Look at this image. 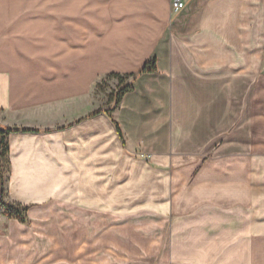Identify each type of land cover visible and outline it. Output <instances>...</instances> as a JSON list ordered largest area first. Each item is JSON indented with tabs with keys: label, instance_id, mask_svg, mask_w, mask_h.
<instances>
[{
	"label": "crops",
	"instance_id": "crops-1",
	"mask_svg": "<svg viewBox=\"0 0 264 264\" xmlns=\"http://www.w3.org/2000/svg\"><path fill=\"white\" fill-rule=\"evenodd\" d=\"M185 1L0 0V264H264V0Z\"/></svg>",
	"mask_w": 264,
	"mask_h": 264
},
{
	"label": "trees",
	"instance_id": "trees-1",
	"mask_svg": "<svg viewBox=\"0 0 264 264\" xmlns=\"http://www.w3.org/2000/svg\"><path fill=\"white\" fill-rule=\"evenodd\" d=\"M155 70H156L155 65L152 66L150 69L147 66H145L142 69L141 73L146 72V71H155ZM109 77H113V78L118 79L119 86H120V89L116 95L111 94L109 96V102H114L115 103L114 106L116 107L120 104L123 96L127 92H129L133 89L132 83L131 82L126 83V80H128L129 78H134L133 80H135L136 77H135V74H133V73L126 74V75H122L119 73H112L109 75ZM102 84L103 83H100L99 87ZM100 112H103V110H98L94 113H91L90 116H94L96 114H99ZM105 112L108 113L109 110L106 109ZM114 123L116 125L117 132L119 133L120 137L123 139V133L120 129L119 124L115 121H114ZM19 132H37V130L10 127V126H5V125L0 123V149H2V151H0V158H1L0 159V191L1 192H3L4 182L6 180L4 164L9 165V170H8L9 176L11 174L10 146H9L8 138L12 133H19ZM2 204L5 207L4 214L7 215L9 218L17 219L21 223H24V224H30L31 223V219L28 215L30 205H25V204H22V203L17 202V201H12V202L0 201V205H2Z\"/></svg>",
	"mask_w": 264,
	"mask_h": 264
},
{
	"label": "rangeland",
	"instance_id": "rangeland-1",
	"mask_svg": "<svg viewBox=\"0 0 264 264\" xmlns=\"http://www.w3.org/2000/svg\"><path fill=\"white\" fill-rule=\"evenodd\" d=\"M259 35H252L251 34V41H256V42H259L261 41V39L258 38ZM256 38V39H254ZM251 53H252V49H251ZM259 55L261 57L264 58V51H260L259 52ZM130 82V80H126V83ZM120 89V86L118 85V81L115 80V79H107V80H104L103 81V84L97 89V93H96V104L97 105H100L101 108H105V109H109L112 105H114V102L111 103L109 102V96L112 94L116 95L118 93ZM105 94V97H103L102 95ZM253 102V98H251V104ZM251 144H252V139H256L257 136L256 135H253L252 133V129H251ZM262 141L264 142V139L263 138H260V143H262ZM254 149L255 152L259 153V154H263L264 155V145L263 143L260 144L259 146L257 147H253L251 146V150ZM258 149V150H257ZM0 151H2V149H0ZM254 152V153H255ZM134 156H136V159L139 163V165L142 167V164L145 163L146 161L150 164L151 161V156L149 155H143L142 153H138V154H134ZM1 159V158H0ZM4 164V163H3ZM260 165L262 166L263 165V168H264V162H261ZM4 170H5V182H4V187H3V192L0 191V201H4V202H10L8 200V197H7V191H8V184H9V179H10V176H9V165L7 164H4ZM4 211H5V207L4 205H0V217L1 216H5V220L4 221H0V234H3L6 232L7 230V218H9L7 215L4 214Z\"/></svg>",
	"mask_w": 264,
	"mask_h": 264
},
{
	"label": "built area",
	"instance_id": "built-area-1",
	"mask_svg": "<svg viewBox=\"0 0 264 264\" xmlns=\"http://www.w3.org/2000/svg\"><path fill=\"white\" fill-rule=\"evenodd\" d=\"M186 5L185 0H172V9L175 12L182 10Z\"/></svg>",
	"mask_w": 264,
	"mask_h": 264
}]
</instances>
